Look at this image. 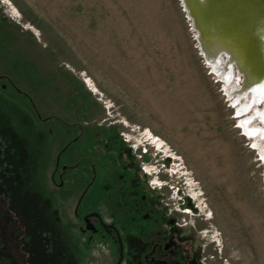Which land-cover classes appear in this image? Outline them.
<instances>
[{
    "label": "rangeland",
    "instance_id": "rangeland-1",
    "mask_svg": "<svg viewBox=\"0 0 264 264\" xmlns=\"http://www.w3.org/2000/svg\"><path fill=\"white\" fill-rule=\"evenodd\" d=\"M197 35L182 0H0L1 115L39 159L49 126L113 122L170 199L201 209L225 264H264V136L248 132L263 103Z\"/></svg>",
    "mask_w": 264,
    "mask_h": 264
},
{
    "label": "flooded vegetation",
    "instance_id": "flooded-vegetation-1",
    "mask_svg": "<svg viewBox=\"0 0 264 264\" xmlns=\"http://www.w3.org/2000/svg\"><path fill=\"white\" fill-rule=\"evenodd\" d=\"M48 129L39 159L0 110V264H225L212 223L170 199L125 131Z\"/></svg>",
    "mask_w": 264,
    "mask_h": 264
},
{
    "label": "bare ground",
    "instance_id": "bare-ground-1",
    "mask_svg": "<svg viewBox=\"0 0 264 264\" xmlns=\"http://www.w3.org/2000/svg\"><path fill=\"white\" fill-rule=\"evenodd\" d=\"M186 1L189 4H192V9L196 11V18H199L197 20L201 21V24L203 26L202 28L203 34L209 40V46H208L209 50L213 49L215 53H217L220 47L222 48L225 47L227 48V50L231 49V50L237 51L238 53L237 55L240 56L239 61H240L242 71L245 74L244 75L245 81H244V85L239 90H237V94L239 96H242L248 93V91L252 89L253 93L251 94H252L253 102L255 101L259 102L261 99H264V80H262L261 76L259 75L258 68H256L257 66H256L254 59L252 58V54L248 52L247 50H242L241 47H236V45L244 47L245 44H244L242 37H239L235 35V33H232L233 30H232V27H230L232 25L228 26L229 24H232V22L230 20H228L229 23L227 21H224L225 19L224 9L225 8L222 9V6L216 3L219 1H215V0H186ZM263 24H264V18L256 22V25L258 26V30L254 31L255 35H258V32H261V30H263L264 28ZM262 38H264V35H262ZM261 45L264 46V42L261 43ZM261 51L264 54V50H261ZM206 55L208 57L209 62L212 65V69L218 72L224 80L225 79L228 80L227 75H230V74L228 72L229 69L226 67V64L219 66L214 60L215 54L214 55H212V53L208 54L206 51ZM235 57L237 58V56ZM262 66H264V62ZM256 80L258 81L256 82ZM248 108H249L248 105L241 106L238 110V113L244 112ZM257 114L264 121V108L262 111H258ZM245 124L246 123L244 122L243 125ZM245 128L246 130H248L247 127ZM261 131L259 129L258 130L257 129L248 130V132L252 134L259 132V134L264 136V130H261Z\"/></svg>",
    "mask_w": 264,
    "mask_h": 264
},
{
    "label": "water",
    "instance_id": "water-1",
    "mask_svg": "<svg viewBox=\"0 0 264 264\" xmlns=\"http://www.w3.org/2000/svg\"><path fill=\"white\" fill-rule=\"evenodd\" d=\"M215 1H219L216 3L220 4L222 6V9L225 8L224 21H227L229 23L228 20H230L232 22V24L228 25V26L232 25L230 26L232 27L233 30L232 33H235V35L243 38L245 46L243 47L236 45V47H241L242 50H247L252 54V58L254 59L257 66L256 68H258L259 75L261 76V79L264 80V66H262L264 62V54L261 51L264 50V46L261 45V43L264 42V38H262V35H264V28L263 30H261V32H258V35H255L254 32L255 30H258V26L256 25V22L264 18V0H215ZM182 3L188 13V16L192 19L193 27L198 33L197 39L206 61L211 65L206 55V51H207L208 54L211 53L212 55L215 54L214 60L217 63V65L220 66L222 64H226V67L229 69L228 72L230 75H227L228 80L225 79V81H229L230 78L232 77V69H233V65L235 64L237 67L238 74L243 77V85H244L245 74L242 71L239 61L240 56L237 55L238 54L237 51L231 49L227 50V48L225 47L224 48L220 47L217 53H215L213 49L209 50L208 47L209 40L203 34V30H202L203 26L201 24V21L197 20L199 18H196V11L192 9V4H189L186 0H182ZM248 14H250L251 16ZM222 53L226 55V59L224 61L225 63L224 62L222 63L220 58V55ZM235 56H237V58ZM257 81L258 80H256V82ZM248 92L253 93L252 89L249 90ZM253 103H263V108H264V99H261L259 102L257 101L253 102L251 100L250 104Z\"/></svg>",
    "mask_w": 264,
    "mask_h": 264
}]
</instances>
